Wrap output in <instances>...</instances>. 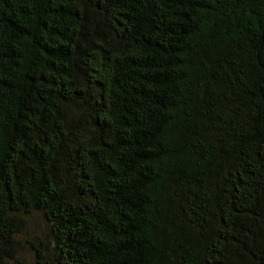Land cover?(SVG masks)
Instances as JSON below:
<instances>
[{
	"label": "trees",
	"instance_id": "trees-1",
	"mask_svg": "<svg viewBox=\"0 0 264 264\" xmlns=\"http://www.w3.org/2000/svg\"><path fill=\"white\" fill-rule=\"evenodd\" d=\"M23 246L264 264V0H0V264Z\"/></svg>",
	"mask_w": 264,
	"mask_h": 264
},
{
	"label": "rangeland",
	"instance_id": "rangeland-1",
	"mask_svg": "<svg viewBox=\"0 0 264 264\" xmlns=\"http://www.w3.org/2000/svg\"><path fill=\"white\" fill-rule=\"evenodd\" d=\"M32 229L34 230L32 233L33 234H41L42 230H43V226L41 221H39L38 217H33L32 218ZM22 257L23 259H25L26 264H32L33 260H32V253H30V251L28 250L27 247L23 246L22 247V251H21Z\"/></svg>",
	"mask_w": 264,
	"mask_h": 264
}]
</instances>
